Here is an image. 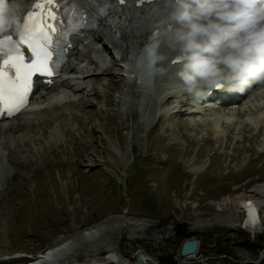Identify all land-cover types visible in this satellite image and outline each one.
Here are the masks:
<instances>
[{
  "label": "rangeland",
  "instance_id": "374dc122",
  "mask_svg": "<svg viewBox=\"0 0 264 264\" xmlns=\"http://www.w3.org/2000/svg\"><path fill=\"white\" fill-rule=\"evenodd\" d=\"M155 6L125 32L120 26L123 34L115 29V44L123 52L158 34L151 16ZM150 25L148 36L143 28ZM100 53L111 62L106 49ZM120 63L81 80L85 88L76 92L81 101L62 116L31 126L33 115L26 114L0 124V255L23 250L38 253L33 262L42 258L47 264L52 251L72 242L74 260L53 264H125L138 254L148 264H179L182 258L183 264H264L261 112L253 106L242 116L238 106L237 113L232 106L215 108L223 117L211 124L208 116L179 111L187 95L164 103L162 78L148 67L144 87L129 85L116 73ZM176 68L163 77L170 86L180 85ZM53 126L64 134L50 136ZM241 198L259 209L246 226L236 205ZM215 215L229 218L207 220ZM190 238L198 240V249L182 257V243ZM111 253L120 262L111 261Z\"/></svg>",
  "mask_w": 264,
  "mask_h": 264
},
{
  "label": "clouds",
  "instance_id": "9594fccd",
  "mask_svg": "<svg viewBox=\"0 0 264 264\" xmlns=\"http://www.w3.org/2000/svg\"><path fill=\"white\" fill-rule=\"evenodd\" d=\"M26 6L0 0L5 33L19 30ZM151 16L159 32L141 47L138 69L164 77L178 61L176 77L193 100L264 86V0H157Z\"/></svg>",
  "mask_w": 264,
  "mask_h": 264
},
{
  "label": "snow or ice",
  "instance_id": "6c2138e0",
  "mask_svg": "<svg viewBox=\"0 0 264 264\" xmlns=\"http://www.w3.org/2000/svg\"><path fill=\"white\" fill-rule=\"evenodd\" d=\"M58 4L59 0H36L23 17L16 41L0 28V115H12L26 105L33 75L51 76L58 68L61 61L53 59L59 55L54 39L59 28L53 23L61 19L53 11ZM9 44L15 47L9 48ZM20 45L31 54L27 62Z\"/></svg>",
  "mask_w": 264,
  "mask_h": 264
},
{
  "label": "bare ground",
  "instance_id": "6f19581e",
  "mask_svg": "<svg viewBox=\"0 0 264 264\" xmlns=\"http://www.w3.org/2000/svg\"><path fill=\"white\" fill-rule=\"evenodd\" d=\"M111 31H112V29L109 28V34L111 33ZM92 37H93V40H98L100 42L103 39L101 33H98L97 31H95V33L92 34ZM102 45L104 46L106 44L105 43H102ZM122 56H124V55L121 53V57ZM92 63H94L93 68L92 67H88L85 70L82 68V69H80V71H78V70L75 69V66H72L70 69H67L66 70L68 72H74L75 74H77V76L75 75V79H76L75 82H72L71 80H69L67 78H63V77H59L58 79H56V82H55L54 86L52 87V89H54V90H56L58 92L59 88H65V89L67 88V90H70V91L73 92V95H74L75 98L73 96H70L69 93L67 94L68 97H73L75 100L72 99V98H65V96H60L58 94L59 97L56 98L55 103H51V104L49 103L45 107L37 106L36 107L37 109L36 110L34 109L32 111V113H33V115H35V117H38L40 119V123L46 122L45 119L48 118V117L60 116L62 114V109L63 108H73L76 104H79V101H81V98H80L81 96L80 97H77L76 92L79 91V90H81V89H83V88H85V86H83V84L80 81L81 80H87L90 77L91 78L92 77L93 78H96V75L99 74L98 71H97L98 70V67H100L103 64V63H100L99 60H95V59L92 60ZM106 67H108V68L111 67V64L106 65ZM174 97L175 96H173V95L170 94V95H168L164 99L163 102L164 103L165 102L167 103L168 101L172 100ZM238 97L239 96H235L232 100H235V102H237ZM254 97H255L254 99H256V101H254V99H250L249 102H247V105L245 107L243 105H239L238 106V114H242V116H243V114L244 115H247L246 112L249 111V110L251 111L253 106L256 107V104L258 106H261V104H264L263 103L264 102V87H261L259 89V91L256 92V94L254 93ZM256 97H258V98H256ZM228 106L229 105H226V107H228ZM216 108H218V107H216ZM219 108H221V107H219ZM210 112H211V115L215 118L214 123H217L218 124L221 121L222 117H223L222 114H219L218 113V110H216L215 108H213ZM257 117L259 118V116H257ZM76 120L78 121V119H76ZM248 120L250 122V119H248ZM54 122H55V120H54ZM245 123H247V122H245ZM27 124L28 125H31V126L32 125L34 126L36 124V122L35 121H30V122L28 121ZM18 125L20 127L21 126L24 127V126H26V122L25 123L22 122V123H20ZM50 134L53 135V136L55 135L57 137V135H59V131L56 132V131L52 130V131H50ZM60 134H61V132H60ZM236 205H238V207L244 211V222L243 223H244L245 226L253 223L254 220L257 219V217L259 215V209H258L257 203L255 201L250 200L249 198H241V199H239V200L236 201ZM111 218L112 217H108L103 222H106V221L110 220ZM220 218H226L227 219V218H229V216L228 215H226V216H223V215H215L214 217L208 218L207 220H209V221L211 219L212 220H217V219H220ZM141 220H144V221H152L149 218H141ZM153 221H155V223H157L161 227H163V226L166 225L165 222L162 221V220L155 219ZM101 224H102V222L97 223L94 226H92L90 232H92L93 230H95V228L98 227ZM83 240L85 241V238ZM58 243L59 242L57 241L56 244H58ZM71 243H66V244L62 245L61 247H59V248L57 247L58 249L54 253L52 251V255H50V256H52L54 260H56V259L57 260L64 259L65 261L67 259H68V261L71 260V259L74 260L75 257H73L71 255V252L75 248H74L73 244H71ZM49 249H51V246L49 247ZM49 252H51V250ZM180 256H179V259H180ZM141 257L142 256L138 254V256H137V258H136L135 261H133V262H125V264H148L147 259L144 258L143 260H141ZM109 258H110L111 261H114V262L119 261L120 262L119 257H117L116 255H112V253L109 255ZM31 262L32 261H30L29 264H44V259L41 258V259H39L38 262H32V263ZM9 264H11V262ZM16 264H28V263H26V262L25 263L19 262V263H16ZM55 264H57V263H55Z\"/></svg>",
  "mask_w": 264,
  "mask_h": 264
},
{
  "label": "water",
  "instance_id": "95a60500",
  "mask_svg": "<svg viewBox=\"0 0 264 264\" xmlns=\"http://www.w3.org/2000/svg\"><path fill=\"white\" fill-rule=\"evenodd\" d=\"M198 248V240L195 238H190L185 240L182 243L181 249H180V255L183 257H189L195 253V251ZM53 259V258H51ZM185 259H181L179 264H183Z\"/></svg>",
  "mask_w": 264,
  "mask_h": 264
}]
</instances>
